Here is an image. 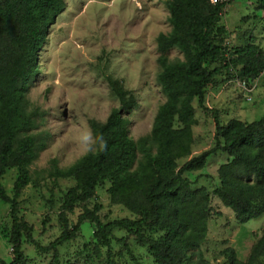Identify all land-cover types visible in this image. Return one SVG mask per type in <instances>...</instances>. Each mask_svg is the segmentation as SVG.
<instances>
[{
	"label": "trees",
	"instance_id": "16d2710c",
	"mask_svg": "<svg viewBox=\"0 0 264 264\" xmlns=\"http://www.w3.org/2000/svg\"><path fill=\"white\" fill-rule=\"evenodd\" d=\"M232 2L167 0L171 30L157 38L158 80L166 101L149 134L138 140L131 136L127 115L138 108V100L118 79L107 77L120 106L105 121H90L95 150L70 167L52 166L50 177L74 178L76 184L60 207L61 234L45 246L20 215L19 197L30 183H35L31 166L47 145L40 134L30 133L36 119L29 109L27 86L36 73L37 53L46 44L50 27L65 10L66 2L0 0V199L10 205L12 219V259L8 262L0 257V264H28L24 239L40 252H53L51 264H60L59 247L76 239L81 226L88 222L96 223L95 237L108 246L104 264H118L112 251L116 228L133 233L156 264H210L201 246L208 235L211 194L206 187H194L185 174L203 169L208 157L218 152L227 153L230 159L218 170L220 185L213 190L214 195L234 210L241 223L264 213V204L258 201L264 196V115L251 122L233 118L222 124L219 111L206 105L207 87L223 70H234L245 81L257 79L264 71L263 49L253 40L229 47L225 27L218 25L225 7ZM255 3L264 10V0ZM172 50L183 58L171 59ZM216 62L220 65L211 68ZM196 99L200 108L213 112L214 144L180 166L179 160L192 153L193 127L198 123ZM101 137L106 142L104 150L99 147ZM13 167L19 175L10 196L2 179ZM107 182L112 201L137 218L103 223L98 215L102 206L96 204L71 224L68 213L77 204L96 198L98 186ZM224 253L227 264H257L264 256V228L256 233L246 262L238 258L234 248Z\"/></svg>",
	"mask_w": 264,
	"mask_h": 264
},
{
	"label": "rangeland",
	"instance_id": "374dc122",
	"mask_svg": "<svg viewBox=\"0 0 264 264\" xmlns=\"http://www.w3.org/2000/svg\"><path fill=\"white\" fill-rule=\"evenodd\" d=\"M65 10L50 27L46 44L37 53L35 76L27 86L29 109L34 112L36 127L30 133L40 134L46 147L31 166L35 183H30L19 197L20 215L32 225L41 245H48L60 234V207L74 178L49 176L52 166L67 168L79 161L85 151L82 137L91 134L90 121H105L119 99L111 92L108 76L118 79L138 100L139 106L128 118L131 136L138 140L149 134L166 96L158 76L157 38L171 30L167 0H65ZM219 27H225L227 44L236 47L254 41L264 51V10L255 0H233L225 7ZM171 59L183 58L177 50ZM220 65L216 62L211 68ZM196 107L197 125L191 155L179 160L183 165L192 157L212 148L215 120L213 112ZM206 105L219 111L222 124L236 118L251 122L264 115V71L253 81H245L232 70H223L207 87ZM177 126L180 124H176ZM230 159L218 152L208 157L205 167L187 173L194 187H206L211 194L208 235L201 250L210 264H227L224 251L234 248L238 258L246 262L256 241V233L264 228V213L241 223L233 209L226 207L213 190L220 185L218 170ZM16 167L7 170L2 179L7 193L14 195ZM110 183L97 188V197L77 204L68 213L76 224L86 209L96 204L103 223L137 216L112 201ZM259 203L264 204V196ZM10 205L0 199V257L11 261L12 226ZM46 223H44V221ZM96 223H85L79 235L59 247L60 264H104L108 246L95 237ZM123 240V241H121ZM23 250L28 264H51L53 252H40L26 239ZM112 251L118 264H156L146 247L140 246L133 233L116 228ZM138 261V262H137ZM257 264H264L262 256Z\"/></svg>",
	"mask_w": 264,
	"mask_h": 264
},
{
	"label": "clouds",
	"instance_id": "9594fccd",
	"mask_svg": "<svg viewBox=\"0 0 264 264\" xmlns=\"http://www.w3.org/2000/svg\"><path fill=\"white\" fill-rule=\"evenodd\" d=\"M82 141L84 143L85 151L92 150V145L96 143V141L91 137V134H86L82 137ZM99 147L100 150H104L106 148V142L103 138H99Z\"/></svg>",
	"mask_w": 264,
	"mask_h": 264
},
{
	"label": "built area",
	"instance_id": "2783aa9c",
	"mask_svg": "<svg viewBox=\"0 0 264 264\" xmlns=\"http://www.w3.org/2000/svg\"><path fill=\"white\" fill-rule=\"evenodd\" d=\"M215 1H217V0H215Z\"/></svg>",
	"mask_w": 264,
	"mask_h": 264
}]
</instances>
